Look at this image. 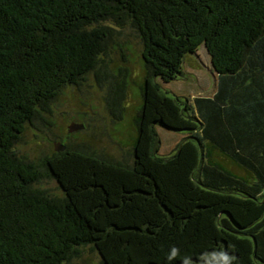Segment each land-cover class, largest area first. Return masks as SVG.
<instances>
[{"label": "trees", "instance_id": "1", "mask_svg": "<svg viewBox=\"0 0 264 264\" xmlns=\"http://www.w3.org/2000/svg\"><path fill=\"white\" fill-rule=\"evenodd\" d=\"M127 28L147 70L133 162L70 147L45 172L19 159L25 127ZM201 47L214 93L168 95ZM159 128L187 135L169 156ZM173 246L171 264H264V0H0V264H73L86 248L169 264Z\"/></svg>", "mask_w": 264, "mask_h": 264}, {"label": "rangeland", "instance_id": "2", "mask_svg": "<svg viewBox=\"0 0 264 264\" xmlns=\"http://www.w3.org/2000/svg\"><path fill=\"white\" fill-rule=\"evenodd\" d=\"M122 44L125 57L117 47ZM142 50L138 34L131 28L125 29L107 54L101 56L94 71L84 76L78 85L62 88L52 101L49 112H42V117L25 127L14 145L19 159L35 164L45 172L46 161L59 152L56 146L61 143L87 154L130 165L138 135L136 118L143 104L142 86L147 76ZM207 56L204 47L196 55H188L183 76L168 84L162 83L164 91L170 96L190 100L196 96H211L216 78ZM117 87L119 94L116 93ZM109 97L112 103H109ZM74 124L83 125V128L70 132ZM158 133L163 156L171 155L187 136L164 128H159ZM36 186L54 196L63 194L52 178H45ZM73 264H101V256L86 248Z\"/></svg>", "mask_w": 264, "mask_h": 264}, {"label": "clouds", "instance_id": "3", "mask_svg": "<svg viewBox=\"0 0 264 264\" xmlns=\"http://www.w3.org/2000/svg\"><path fill=\"white\" fill-rule=\"evenodd\" d=\"M179 252H180V249L178 247H176V246H173L170 249V251H169V253L167 255V259L169 261V264H171V262L176 259V257L178 256ZM184 264H191L190 258H185Z\"/></svg>", "mask_w": 264, "mask_h": 264}, {"label": "water", "instance_id": "4", "mask_svg": "<svg viewBox=\"0 0 264 264\" xmlns=\"http://www.w3.org/2000/svg\"><path fill=\"white\" fill-rule=\"evenodd\" d=\"M83 125H78V124H74L73 126H71L70 128V132L82 129ZM66 149V147L64 145H62L61 143L57 144L56 146V151H64Z\"/></svg>", "mask_w": 264, "mask_h": 264}, {"label": "crops", "instance_id": "5", "mask_svg": "<svg viewBox=\"0 0 264 264\" xmlns=\"http://www.w3.org/2000/svg\"><path fill=\"white\" fill-rule=\"evenodd\" d=\"M213 93H214V91H213ZM213 93H212V94H213ZM196 97H197V96H196Z\"/></svg>", "mask_w": 264, "mask_h": 264}, {"label": "flooded vegetation", "instance_id": "6", "mask_svg": "<svg viewBox=\"0 0 264 264\" xmlns=\"http://www.w3.org/2000/svg\"><path fill=\"white\" fill-rule=\"evenodd\" d=\"M66 147V146H65Z\"/></svg>", "mask_w": 264, "mask_h": 264}]
</instances>
